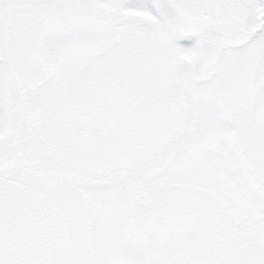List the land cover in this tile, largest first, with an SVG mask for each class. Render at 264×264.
<instances>
[{"label":"snow or ice","instance_id":"1","mask_svg":"<svg viewBox=\"0 0 264 264\" xmlns=\"http://www.w3.org/2000/svg\"><path fill=\"white\" fill-rule=\"evenodd\" d=\"M0 264H264V0H0Z\"/></svg>","mask_w":264,"mask_h":264},{"label":"rangeland","instance_id":"2","mask_svg":"<svg viewBox=\"0 0 264 264\" xmlns=\"http://www.w3.org/2000/svg\"><path fill=\"white\" fill-rule=\"evenodd\" d=\"M192 42H194V41H180L181 45H183V46L190 45Z\"/></svg>","mask_w":264,"mask_h":264}]
</instances>
